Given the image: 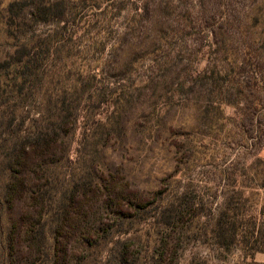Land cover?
<instances>
[{
    "label": "rangeland",
    "instance_id": "rangeland-1",
    "mask_svg": "<svg viewBox=\"0 0 264 264\" xmlns=\"http://www.w3.org/2000/svg\"><path fill=\"white\" fill-rule=\"evenodd\" d=\"M52 131L53 208L111 175L129 196L67 264H264V0H0V264L2 162Z\"/></svg>",
    "mask_w": 264,
    "mask_h": 264
},
{
    "label": "trees",
    "instance_id": "trees-1",
    "mask_svg": "<svg viewBox=\"0 0 264 264\" xmlns=\"http://www.w3.org/2000/svg\"><path fill=\"white\" fill-rule=\"evenodd\" d=\"M61 135L57 131L40 134L31 144L23 143L14 151L12 158L2 162L4 205L8 214L15 218L9 236L11 264H15L19 250L27 258L32 255L41 257L51 250L55 256V259H50L52 264H67L69 248L78 237L86 241L97 235L96 226L90 221V208L97 198L105 197L107 206L119 211L129 201V196L123 195V188L118 184L119 179L117 182V177L111 175L110 179L100 178L94 186L75 185L64 191L58 195L59 202L53 208L49 196L58 193L50 191L48 167L64 146ZM50 212L53 214L51 217ZM48 218H52L50 223ZM50 235L52 242L49 249L47 242ZM89 243L87 241L83 245L90 246Z\"/></svg>",
    "mask_w": 264,
    "mask_h": 264
}]
</instances>
